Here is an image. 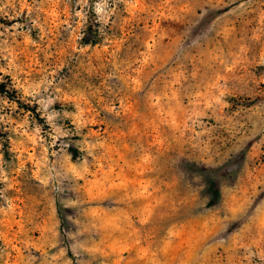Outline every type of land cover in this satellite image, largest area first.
Here are the masks:
<instances>
[{
	"label": "rangeland",
	"instance_id": "1",
	"mask_svg": "<svg viewBox=\"0 0 264 264\" xmlns=\"http://www.w3.org/2000/svg\"><path fill=\"white\" fill-rule=\"evenodd\" d=\"M0 86V264H264V0H0Z\"/></svg>",
	"mask_w": 264,
	"mask_h": 264
},
{
	"label": "trees",
	"instance_id": "2",
	"mask_svg": "<svg viewBox=\"0 0 264 264\" xmlns=\"http://www.w3.org/2000/svg\"><path fill=\"white\" fill-rule=\"evenodd\" d=\"M97 40H91V43H96ZM0 90L4 91V88L2 86H0Z\"/></svg>",
	"mask_w": 264,
	"mask_h": 264
}]
</instances>
